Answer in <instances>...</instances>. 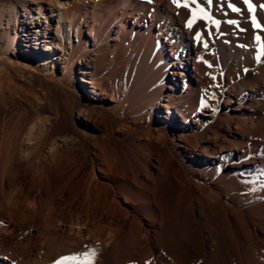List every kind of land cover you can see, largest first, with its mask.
Instances as JSON below:
<instances>
[{
  "label": "bare ground",
  "instance_id": "bare-ground-1",
  "mask_svg": "<svg viewBox=\"0 0 264 264\" xmlns=\"http://www.w3.org/2000/svg\"><path fill=\"white\" fill-rule=\"evenodd\" d=\"M117 1L0 0V96L17 88L12 71L38 73L43 53L57 48L61 78H78L90 94L71 109L82 128L60 133V111L44 116L36 93L29 95L38 111L12 132L3 128L10 110L0 106V264H56L65 256L73 259L61 264H264L255 230L264 219L247 218L230 190L211 183L215 159H248L258 146L244 116L264 95V35L246 49L227 46L229 56L245 53L247 67L227 65L218 80L204 40H191L189 20L183 26L166 0L155 10ZM234 2L264 24V0ZM129 35L143 40L134 65L124 61ZM211 98L226 114L205 125L195 118ZM205 213L212 219L200 225ZM82 252L90 255H75Z\"/></svg>",
  "mask_w": 264,
  "mask_h": 264
},
{
  "label": "rangeland",
  "instance_id": "rangeland-1",
  "mask_svg": "<svg viewBox=\"0 0 264 264\" xmlns=\"http://www.w3.org/2000/svg\"><path fill=\"white\" fill-rule=\"evenodd\" d=\"M58 1L62 3H66L68 0H58ZM137 1L142 5L151 8L153 10H155L158 7V4L161 1L164 2V0H137ZM259 1L260 0H254V5L257 4V6H259L260 4ZM109 2H111L113 5L119 4L117 0H109ZM176 2L174 3L173 0H166L165 5L170 7L171 4L172 6L171 9H173L175 15L177 14L180 15V17L179 16L177 17L180 19L179 21L180 23L183 24V26L185 25L184 23L186 19H188L191 22L190 17L191 18L194 17L192 19L191 25L192 26L195 25V27L194 28H192V26L189 27V21L188 23L186 21L187 24L184 26V28L185 30L187 29V27L190 28V31L189 29L186 30L187 34L190 32L191 35L189 34L188 35L190 37L192 36L191 40L198 43V46L200 45L202 46L203 43V48H204L203 50L205 51H203L202 48L201 50L203 52H206L208 55L206 53H202V51H200L202 55L201 53L198 54V56L201 58L198 57L197 59L198 60L200 59V61L203 62L202 65L205 66L204 63L206 62V59H208V61H211L210 62L211 64L215 62L212 64L214 67L215 74L217 73V76L214 75L215 78L216 77L217 79L219 78L218 76H220L219 74L222 70L224 71H226L227 69L241 70L243 66L247 67V63L244 62V60L245 61L247 60V56L245 55V53L242 56L240 55L241 57L239 55L237 57L229 56L230 54H227L229 53L228 47L232 46V48L234 47L239 49L240 48L243 49L245 47L246 49V46L248 44L250 45V43H253L252 41L256 43L259 42L258 41L259 39H257V37L260 38L261 33L264 35V24L256 20V16H253L249 19L242 14L240 9L239 11H233V7L238 9V7L234 4L235 3L234 0H211V3H209V0H176ZM175 4H177L178 7L180 6L182 9H180L179 7L180 9L179 11L177 5ZM229 5H232V7H229ZM181 10L184 11L185 13H183ZM257 10L258 9H256L255 11L257 12ZM196 11L197 13H195ZM185 14L187 15V18ZM181 15L182 17H184L182 20H181ZM199 18H202V20L200 21H203L206 24L200 22L198 20ZM217 21H219V24L216 23ZM229 21H236V23L230 24ZM196 24H198V26ZM199 24H200V28H199ZM201 27L202 28L205 27L203 31L200 30L202 29ZM192 30L195 33L196 32L198 33H196L195 35V33ZM191 31L193 32L194 36ZM198 34L200 36L199 40L197 38L196 39L193 38V37H197ZM114 36L115 35L113 34L112 37L108 39V42L111 43L116 42L111 40ZM140 38H141L140 36L134 37L132 35H129L126 37V39L122 40V41H127V44H129L127 46L128 48L127 54L124 57L125 64L129 63L130 65H134L138 61L140 57L139 54L141 52V48H140L141 45L138 42L143 41L141 40L142 38L141 39ZM212 39L214 41H212ZM200 40L201 41L204 40V41L199 45V42H201ZM209 40L212 42H210ZM227 40L229 42H227ZM221 41H223L225 45ZM220 42L222 44H220ZM234 42L236 46L234 45ZM205 43L207 44V47H204ZM227 43L230 44L228 45ZM243 44H245V46ZM111 50L112 47H110V49H107V51L104 53L106 56V60H105L106 62L109 61L108 59L110 58ZM206 55L208 57H211L212 55L213 56L211 57V59H209L208 57L207 58L205 57L206 58L205 59L204 56ZM59 57H60V52L58 48L55 49V52L45 51L43 53L42 59L44 60L43 62L46 65L45 67H40L38 73H28L21 69H15L14 71H12L14 82L17 88L11 93L6 90L3 92L4 95L0 96V106L6 107L8 110H10L6 117L7 127L6 124L3 126L5 132L7 131L12 132L19 124L30 123L32 119V115L34 114V112L38 111L37 108L39 103L37 101L33 102L34 99L30 97L29 93H36L37 96L39 97L40 100L39 102L44 107L43 112L41 111L40 112L44 116H52L54 111L56 110L60 111L62 118L60 117L58 120L61 122V126L57 129L56 132L60 133L66 129L74 131L82 128L83 125L82 120L78 119L77 117H72L71 109L74 106L80 107L88 104L90 102V94L88 93L87 89L81 88L80 86L81 82L78 78L75 79H73L72 77H68L67 79L61 78L63 72V63L61 62L62 60H58V61L54 60L55 58L59 59ZM201 59H205V61ZM212 59H214L215 61L213 60L212 62ZM236 59L237 60L239 59V61L241 62L237 61ZM51 61H56L55 69L52 68ZM223 61H225L226 66L225 65L223 66ZM227 65L230 66L227 67ZM237 67L238 69H236ZM168 77L169 79H174L175 76L172 73H169ZM239 78H241L239 80L242 81L246 80L245 75L240 76ZM239 80L237 82H241ZM226 90L232 91L231 88L229 89L226 85H222L221 91L225 92ZM252 102L254 103H251L249 108L246 110L247 115L244 116V118L247 122V127H248L245 129V131L250 135L251 139L258 142V146L255 147L254 149V154L251 156V158L248 159H243L240 156H235L227 160L215 159L213 168L216 167V169L218 170L217 179L214 182L211 181V183L213 185L215 184L214 187H216L217 186L216 184L218 183V187H222L230 190L234 196V200L236 202V205L238 206V209L240 208L244 209L242 211L246 217L248 216L247 218L253 217L254 219L259 221L261 219H264L263 216L264 214L260 215L262 212L264 213V95L256 98ZM195 103H197L196 105H199V100L196 99ZM206 103L207 105L205 109L202 108L201 113L197 114V117L195 118L197 121L203 120V123L205 125H208L212 119L210 117L220 119L222 116L226 114V106L222 101L216 102L215 99L213 98L212 100L208 99ZM176 115H177L176 113H173L172 119L174 118L176 120ZM164 121L168 123L167 119H165ZM160 122L161 119L157 118L156 123L160 125L161 124ZM188 128H190V126L189 127L187 126V129ZM233 135L236 136L235 133H233ZM230 138L234 139L233 136H230ZM241 140H242L241 137H238V139L235 140V143L238 144L239 148L242 149L244 145L241 144L242 145L241 146L239 144L241 143ZM224 153H227V151H225ZM200 157L202 156L195 154V161ZM205 179L209 180V175H207V173H205L201 178L202 181H204ZM171 186L172 185H170V183H167L164 186V192L168 193L170 196L172 195L171 193L172 191L170 188ZM175 190L176 188L174 189V191ZM200 219L201 220H199L200 221L199 223L201 225L204 222H209V220H211L212 218L211 215L205 213L204 216ZM259 227L258 225H256L255 230L264 239V230L262 231L264 227L261 226Z\"/></svg>",
  "mask_w": 264,
  "mask_h": 264
},
{
  "label": "snow or ice",
  "instance_id": "snow-or-ice-1",
  "mask_svg": "<svg viewBox=\"0 0 264 264\" xmlns=\"http://www.w3.org/2000/svg\"><path fill=\"white\" fill-rule=\"evenodd\" d=\"M173 2L175 3L176 0H173ZM249 0H245V3H248ZM209 3H211V0H209ZM229 7H232V5H229ZM233 11H239V9H236L233 7ZM217 24H219V21L216 22ZM230 24H235L236 21H229ZM191 22H189V27H191ZM198 40L200 39V36L199 34L197 35L196 37ZM257 39H259V37H257ZM205 47H207V44H205ZM77 256H80V257H86V256H89L90 253L89 252H82V253H78V254H75ZM91 255L93 256V258L95 257L96 253H95V250L93 249L91 251ZM73 259V257H68V256H65V257H61V261H68V260H71ZM61 261H57L56 264H61ZM89 264H91V262H89Z\"/></svg>",
  "mask_w": 264,
  "mask_h": 264
}]
</instances>
